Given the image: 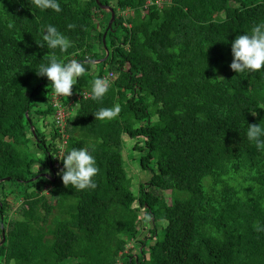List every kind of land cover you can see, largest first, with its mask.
<instances>
[{"label":"trees","instance_id":"trees-1","mask_svg":"<svg viewBox=\"0 0 264 264\" xmlns=\"http://www.w3.org/2000/svg\"><path fill=\"white\" fill-rule=\"evenodd\" d=\"M165 1L166 16L156 0L146 8L148 0H58L60 12L0 0V264H264V230L257 231L264 229V151L246 138L248 124L264 126V68H230L235 38L264 23V0ZM99 4L115 11L104 42L110 12ZM127 7L130 17L118 14ZM218 12L224 16L214 19ZM47 25L70 39L67 52L38 45ZM52 54L87 69L71 96H58L71 110L60 157L88 148L99 168L95 189L65 187L57 174L63 161L54 166L63 140L55 93L36 72ZM109 72V91L93 100L92 82ZM123 72L127 86L117 79ZM81 91L90 95L75 98ZM116 104L115 119H95ZM47 125L58 142L38 127ZM25 132L29 154L16 140ZM124 135L151 171L136 190ZM180 171L186 176L175 179ZM140 209L152 216L143 236L128 216ZM129 242L136 253L125 250Z\"/></svg>","mask_w":264,"mask_h":264},{"label":"clouds","instance_id":"clouds-1","mask_svg":"<svg viewBox=\"0 0 264 264\" xmlns=\"http://www.w3.org/2000/svg\"><path fill=\"white\" fill-rule=\"evenodd\" d=\"M31 2L41 10L62 11L58 0H31ZM13 27V22H9L8 28ZM67 27L71 30L76 25L70 23ZM42 39L44 43H37L42 48L45 47V43L49 49H59L61 52H67L72 47L70 39L53 25L45 27ZM231 51L234 59L230 68L234 72L242 73L245 70L254 72L264 68V23L253 25L250 34L238 35L232 42ZM86 71L83 62L75 59L65 62L58 59L55 54L50 55L48 62L41 64L36 70L38 76H46L51 81L54 93L62 97H69L73 94L72 90L77 83V78L84 75ZM110 87L111 81L107 77L96 78L92 82L91 98L97 101L102 100ZM76 106H79L78 103ZM120 112L121 107L116 104L111 108H100L94 116L95 119L99 120H111L115 119ZM252 114L256 115V112H252ZM246 138L248 141L253 142L258 150L264 151V126L261 123L248 124ZM59 158L63 161V168L57 174L61 176L65 187L71 185L72 188L78 190L95 189L97 187L94 177L99 173V168L94 155L88 148H73L66 155ZM144 220L146 222L152 220V216L147 213L146 209ZM3 227V225H0V228ZM261 230L264 229L257 228V231Z\"/></svg>","mask_w":264,"mask_h":264},{"label":"rangeland","instance_id":"rangeland-1","mask_svg":"<svg viewBox=\"0 0 264 264\" xmlns=\"http://www.w3.org/2000/svg\"><path fill=\"white\" fill-rule=\"evenodd\" d=\"M148 4H149V2H148ZM156 4L162 9L161 10V14L163 16H166L167 15V11L165 10L166 1L165 0H158L156 2ZM117 11H118L119 14L122 13V10H117ZM104 13L107 14V11H105ZM124 13H126V12H124ZM223 16H224V14L222 12H218V13H215L214 19H220ZM95 61L96 60H94L92 62L96 63ZM117 79L123 85L127 86L129 84L128 83L129 76H128V74L126 72L121 73L120 76L117 77ZM56 97H57V95L54 94L53 99H56ZM69 111H71L70 107H68V112ZM46 121L47 122H51L52 121V117L46 116ZM38 127H39V129L41 131H44V135H46V139L47 140H50V139L54 140V141L56 140V142H58L60 140L57 137H55V139L51 137V132H50L51 128H50V126L47 125L46 128L45 127H41V126H38ZM27 139H29V135H28L27 132H25L23 136H17L16 137L17 142H20V145L25 150H27L26 149V145H25L24 141L22 142L21 140H25L27 142L28 141ZM62 142L60 143V147L63 145ZM134 142H135L134 139L129 138L126 135H124L123 136V147H122L121 151H122V153L124 155V158H125V167H126V171H127L128 176H133V177L136 178V180L133 182V185H132V188L134 190H136L137 187H138V182H145L146 180H148L150 178L151 171L149 169H142L140 167L139 159H140L141 155L144 154V151L140 150L139 148L134 149L133 148ZM29 150L31 151L30 152L31 154H35L36 155L37 153H39V151L36 148H34L32 150L29 149ZM28 154H29V151H28ZM54 166L57 167V168L61 167V163L59 161V157L56 159V162L54 163ZM41 168H42L41 165H39V166L37 165L36 166V169H41ZM149 168H150V166H149ZM185 176H186V172L185 171H180V172L174 174V178L175 179H183ZM47 188L49 189V187H47ZM47 188L46 187H42V193L44 195L48 193V189ZM161 192L165 196V199H166L167 203L170 204L171 203L170 191L169 190H164V191H161ZM136 207H137V204H135V206L133 208H136ZM14 209H16V208L14 207ZM13 216H17L14 213V210L10 214V217H13ZM128 216L131 219V221L134 223L136 228L139 230V236H143L144 234H146L148 232V230L152 227L149 222H146L144 220V211H143V209H140V211L137 212V215H136L135 212H133V213L130 212V213H128ZM135 219H136V221H135ZM158 227H159V225H158ZM129 249H131L133 253H136L138 251L137 248H135V247L132 248V242H129L125 246V250H129Z\"/></svg>","mask_w":264,"mask_h":264},{"label":"built area","instance_id":"built-area-1","mask_svg":"<svg viewBox=\"0 0 264 264\" xmlns=\"http://www.w3.org/2000/svg\"><path fill=\"white\" fill-rule=\"evenodd\" d=\"M158 0H156L157 2ZM149 4H150V0H148ZM145 4L143 6V8H146V6L148 5ZM126 12V13H124ZM119 14V13H118ZM133 14V10L132 8H125L122 10V13H120V15L124 16V17H130ZM107 77L108 79L112 78V73L109 72L108 74L104 75L102 78ZM90 95L89 91H81V92H77L74 94L75 98H79L81 96L84 97H88ZM72 102H69L68 104H71ZM74 103V102H73ZM53 106L55 107V112H54V122L55 125L59 128L58 132L61 134V137L63 138V146H64V142L66 141V134L64 132L65 129V117H66V113H67V107L65 105H63L62 101L58 98V96L56 97V99H53ZM63 146H61L60 152H59V157L62 155L63 152Z\"/></svg>","mask_w":264,"mask_h":264},{"label":"water","instance_id":"water-1","mask_svg":"<svg viewBox=\"0 0 264 264\" xmlns=\"http://www.w3.org/2000/svg\"><path fill=\"white\" fill-rule=\"evenodd\" d=\"M96 2H98V0H96ZM99 5H100L101 9H103V10H106L107 9L106 11H109L110 12V18H109V21H108V24H107V28L108 29H106V31L102 35V40L104 42V39H105V36H106V32H107V30L110 29V27L112 25V22H113V20L115 18V12L113 11L112 7L109 6V5H104V4H99ZM107 55H108V51L105 49V55H104V57H102L101 59L96 60L95 62H101L102 60H104L106 58ZM30 130L32 131L34 137H36L35 136L36 134L34 132V127L32 125L30 126ZM39 175L40 176L42 175V176H45V177H50V175L48 173H40ZM33 179L34 178H32L31 180H33ZM4 180L5 179H0V181H4ZM4 239H5V230H2L0 244L4 241Z\"/></svg>","mask_w":264,"mask_h":264},{"label":"crops","instance_id":"crops-1","mask_svg":"<svg viewBox=\"0 0 264 264\" xmlns=\"http://www.w3.org/2000/svg\"><path fill=\"white\" fill-rule=\"evenodd\" d=\"M124 25L128 26V25H129V23H127V21H124Z\"/></svg>","mask_w":264,"mask_h":264},{"label":"flooded vegetation","instance_id":"flooded-vegetation-1","mask_svg":"<svg viewBox=\"0 0 264 264\" xmlns=\"http://www.w3.org/2000/svg\"><path fill=\"white\" fill-rule=\"evenodd\" d=\"M104 5H107V4H104ZM110 6V5H109ZM101 8V7H100ZM112 9H113V7H112ZM104 11H106V10H104ZM114 11V10H113ZM115 12V11H114Z\"/></svg>","mask_w":264,"mask_h":264}]
</instances>
